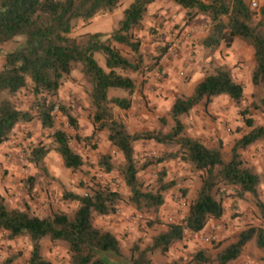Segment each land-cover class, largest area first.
I'll list each match as a JSON object with an SVG mask.
<instances>
[{
  "label": "clouds",
  "instance_id": "obj_1",
  "mask_svg": "<svg viewBox=\"0 0 264 264\" xmlns=\"http://www.w3.org/2000/svg\"><path fill=\"white\" fill-rule=\"evenodd\" d=\"M47 2L55 13L38 7L29 21L44 29L63 18V26L46 39L62 37L81 55L68 61L67 70H49L56 85L49 89L37 82L31 67L19 71L25 67L20 55L38 49L42 37L17 32L0 39V76L23 80L14 91L11 84L0 90V109L8 106L0 119L7 121L9 112L17 117L0 135V201L5 210L41 221L54 210L74 222L87 207L84 201L95 204L99 193L105 210H90V230L111 236L115 247L93 244L89 249L85 244L83 255L90 256V264H133L147 249H154L147 253L152 264H264L259 243L264 230V136L259 134L264 129V90L254 80L258 65L252 44L233 37L228 27L215 31L231 22L236 0H226L229 12L216 19L211 11L177 0ZM45 3L38 0V6ZM200 3L213 6V0ZM9 7L0 3V14L7 15ZM243 7L249 27L264 20V0H243ZM137 8L143 9L141 17L130 21ZM137 44L138 51L131 47ZM104 49L118 51L131 66L110 67L111 55ZM101 76L110 78L112 86L102 88ZM117 78L132 86L115 85ZM209 78L228 80L239 97L226 89L201 98L198 89ZM178 104L187 110L177 112ZM254 132L256 139L245 144L244 138ZM125 138L127 151L121 144ZM197 144L219 152L225 164L235 157L241 173L257 177L255 184L217 179L214 198L221 208L215 215L203 213L199 229L194 226L197 205L209 177L208 168L192 158ZM253 231L241 247L244 235ZM161 236L168 240L157 244ZM38 247L43 264H78L80 254L66 239L50 233L34 238L27 228L14 234L0 227V264L10 258L24 264ZM229 248L239 254L222 261ZM200 254L204 261L197 259Z\"/></svg>",
  "mask_w": 264,
  "mask_h": 264
},
{
  "label": "trees",
  "instance_id": "obj_2",
  "mask_svg": "<svg viewBox=\"0 0 264 264\" xmlns=\"http://www.w3.org/2000/svg\"><path fill=\"white\" fill-rule=\"evenodd\" d=\"M178 3L183 4L185 7L192 8L199 6L200 11H211L213 13V18L216 19L221 13L227 14L229 12V7L226 3V0H213V6L211 8L206 7L200 3V0H177ZM0 3H6L9 7V12L7 15L0 14V39L4 38L5 35H11L17 32H27L31 35H39L42 37L39 48L33 49L29 56L23 54L20 55V58L24 59L25 67L19 69V71H28V68L31 67L32 74L37 82H42L45 87L51 89L56 85L52 82V73L49 70H56L60 67H63L64 70H67L68 61L74 59L76 56L81 55L80 51L70 44L68 41H65L62 37L57 36L55 41L47 40V36L51 35L56 27L63 26V18H60V21H54L53 26L49 28L41 29L37 26L35 22H30L28 17L35 13L39 7L41 12H51L55 13V7L50 6L46 0V3L42 6H38V0H0ZM237 8L233 13L231 22L229 24L221 23L218 25L215 31H219L222 28L228 27L231 29V35L241 36L245 41L252 44L255 49L254 59L257 63V68L254 73V80L257 83L258 87L264 88V20H261L259 24L255 27H249L248 21L250 17L247 14V9L243 7V0H236ZM216 5H219L217 7ZM143 9L137 8L133 14L130 15L131 20H138L142 15ZM190 17L194 13H189ZM243 18V20L240 19ZM40 19V18H38ZM127 27V26H126ZM64 31H68L67 27H63ZM118 42L127 43L126 38L117 36ZM211 38L207 42L208 46H211ZM215 43L219 44L220 41L216 40ZM131 47L138 51L139 45H131ZM111 55V59L108 64L110 67H115L119 65H124L130 67L126 60H124L118 51H112L111 49H104ZM37 52H42V55H37ZM90 64H95L94 60L89 59ZM9 63H12L9 60ZM15 71V70H14ZM56 79H59V72H54ZM115 74L113 73V76ZM101 87L107 88L112 86V81L110 78L101 76ZM23 83L21 77L15 76L14 74H9L7 81L0 76V90H2L6 84H11L13 91L17 85ZM115 85L121 87H131V83L128 81H122L119 78L115 80ZM229 89L233 92L237 98L239 97V89L230 88V82L226 79L218 78H209L206 82L200 85L198 89L201 94V98L204 97L205 93L216 94L219 91ZM103 99V97H100ZM210 101V100H209ZM127 107V104L123 105ZM177 112L186 111V107L177 105ZM0 111L8 112V106L5 104L3 109ZM245 114V113H244ZM16 114L8 113L7 121L0 119V135L5 131V124L7 123V128L10 129L12 123L16 120ZM28 119V117H25ZM97 120H100L101 117L98 115ZM45 122L51 124V118L45 115ZM249 127L252 124V121H247ZM259 134L264 136V129L259 130ZM118 135L123 136V133H118ZM256 133H252L249 136L244 138V143L248 144L252 140L256 139ZM57 137H61L60 133H57ZM171 139V137H168ZM61 142L62 139H61ZM122 146L125 150H128L127 138L121 140ZM193 159L199 161V167L208 168V177L209 179L204 181V190L201 193L202 199L197 205V214L194 221V226L199 229L202 227L201 215L205 212L212 213L215 215L217 210L221 208V202H218L214 196L218 192L217 185L215 181L221 177L223 178H235L236 180H243L245 184H255L257 183V177L250 175L247 171L241 173L238 163L236 162L235 157L231 163L225 164L221 159L220 153L217 151H209L208 149L202 148L199 144L192 149ZM41 152L38 151L36 155H40ZM70 162L72 164H79V159L76 157H70ZM220 165V168L217 169L216 166ZM130 172L134 171L129 169ZM134 176L129 180V183H132ZM32 182L31 180L29 181ZM215 190V192L213 191ZM163 191V190H162ZM137 199L139 200L140 193L137 192ZM67 198V197H65ZM146 200H156V197L147 196L144 197ZM96 203L93 204L91 200H85L84 203L87 207L80 210L77 214V217L74 222H70L67 217L63 215L56 214L52 210L49 215L43 220L38 218H31L27 215H20L18 213H9L5 210L3 202L0 201V227L10 229L14 234H19L22 228H27L31 233L34 234V238H42L47 234H52L53 237L63 238L69 241L72 245V248L75 252L80 254L78 256V264H90V256L83 255L85 251L84 245L87 244L89 249L93 244H99L105 249L110 247H115L113 238L109 235L100 236L99 232L90 230V219H91V209L95 208L97 211L103 212L105 210V205L103 202L102 196L97 193ZM25 207H29L25 204ZM31 208H29V212ZM176 234H179V229L175 230ZM254 235V231L247 233L241 240V247L244 242L250 240ZM168 237L161 236L157 240V244L161 242H167ZM260 247L264 248V230L261 231L259 239ZM133 251H138L133 249ZM154 249H147L144 253L141 254V261L137 262L133 258V264H152L151 259L148 258L147 253L152 252ZM238 255V250L235 248H229L227 250V255L221 256V260L235 259V255ZM198 260L204 261L205 257L203 254H200L197 257ZM13 258H10L6 261V264H11ZM24 264H43L39 257V247L37 248L36 253L33 254V257L30 261H26Z\"/></svg>",
  "mask_w": 264,
  "mask_h": 264
},
{
  "label": "rangeland",
  "instance_id": "obj_3",
  "mask_svg": "<svg viewBox=\"0 0 264 264\" xmlns=\"http://www.w3.org/2000/svg\"><path fill=\"white\" fill-rule=\"evenodd\" d=\"M259 88H261V87H259ZM262 90H264V88H261ZM209 103H210V101H209ZM245 115H246V113H245ZM219 191V190H218ZM218 193V192H217ZM28 205V204H27ZM50 208H51V206H50ZM51 212V211H50ZM49 212V213H50ZM152 225L151 224H149V227H151ZM39 251H40V249H39ZM153 253H154V251H152ZM21 256H22V253L20 254ZM25 263V262H24ZM11 264H13V261H12V263Z\"/></svg>",
  "mask_w": 264,
  "mask_h": 264
},
{
  "label": "crops",
  "instance_id": "obj_4",
  "mask_svg": "<svg viewBox=\"0 0 264 264\" xmlns=\"http://www.w3.org/2000/svg\"><path fill=\"white\" fill-rule=\"evenodd\" d=\"M25 204H27V203H25Z\"/></svg>",
  "mask_w": 264,
  "mask_h": 264
}]
</instances>
